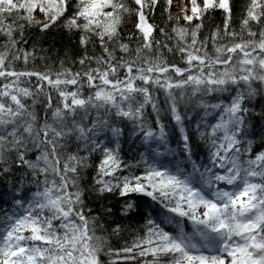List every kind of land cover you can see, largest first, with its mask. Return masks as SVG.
<instances>
[{
    "label": "snow or ice",
    "instance_id": "1",
    "mask_svg": "<svg viewBox=\"0 0 264 264\" xmlns=\"http://www.w3.org/2000/svg\"><path fill=\"white\" fill-rule=\"evenodd\" d=\"M0 264H264V0H0Z\"/></svg>",
    "mask_w": 264,
    "mask_h": 264
},
{
    "label": "trees",
    "instance_id": "2",
    "mask_svg": "<svg viewBox=\"0 0 264 264\" xmlns=\"http://www.w3.org/2000/svg\"><path fill=\"white\" fill-rule=\"evenodd\" d=\"M48 42H49V43H52L51 38H49V41H48ZM55 44H56V47H60L59 36L56 37ZM47 46H48V44L46 43V44H45V47H47ZM38 66H42V63H41V62H38ZM125 235H127V233H126ZM119 243H123V241H119Z\"/></svg>",
    "mask_w": 264,
    "mask_h": 264
}]
</instances>
